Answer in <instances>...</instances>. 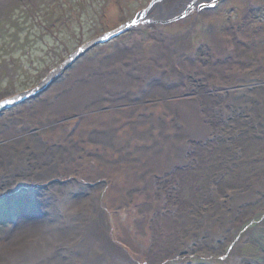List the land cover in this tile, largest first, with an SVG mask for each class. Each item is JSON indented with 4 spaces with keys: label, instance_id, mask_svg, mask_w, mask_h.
<instances>
[{
    "label": "rangeland",
    "instance_id": "obj_1",
    "mask_svg": "<svg viewBox=\"0 0 264 264\" xmlns=\"http://www.w3.org/2000/svg\"><path fill=\"white\" fill-rule=\"evenodd\" d=\"M151 1L0 0V103L38 87L78 49L129 23ZM187 1L164 0L138 27L87 49L39 94L0 110L1 169L27 157L13 152L23 148L68 158L58 177L0 192V247L12 242L10 234L18 236L17 247L33 243L24 221L35 212L49 218L47 197L73 185L95 199L113 244L137 264H264V189L242 207L244 217L219 247L150 260L153 213L146 205L156 204L154 180L177 163L174 124L186 131L199 111L200 80L220 70L264 84V0H207L203 8L205 1L193 0L180 13ZM160 78L167 84L152 87ZM249 155L223 176L239 194L264 179V137ZM202 171L191 170L192 178ZM189 192L179 195L189 200ZM44 233L53 238L49 228ZM236 250L240 263H233ZM64 254L70 253L55 257L64 261Z\"/></svg>",
    "mask_w": 264,
    "mask_h": 264
},
{
    "label": "bare ground",
    "instance_id": "obj_2",
    "mask_svg": "<svg viewBox=\"0 0 264 264\" xmlns=\"http://www.w3.org/2000/svg\"><path fill=\"white\" fill-rule=\"evenodd\" d=\"M188 3H182L180 13L191 9ZM210 78L200 80L203 87L199 111L194 118L190 116L187 132L180 124H174L172 147L177 163L164 180H154L156 204L146 205L148 212L153 213L152 262L174 258L183 252H208L219 247L218 244L231 239V229L244 217L242 207L251 204L252 197L264 189V179H261L254 181L245 194H239L234 189L231 191V186L223 180L231 165L248 158L255 144L264 137V84L244 83L220 70L213 71ZM163 79L152 87L160 89L166 85ZM11 140L9 137L4 144L10 145ZM26 150H13L27 157H15L13 162H5L4 169L0 168V192L21 184L44 182L54 174L58 177L57 167L68 161L64 155L39 156L32 148ZM15 161H19L18 166L12 164ZM24 161L32 164L24 166ZM195 169H202V175L192 178L190 171ZM186 187L190 191L189 200L179 195ZM147 191L144 187L143 193ZM83 195L71 185L47 197L44 207L51 216L45 219L35 212L24 221L28 222L25 229L34 242L27 240L24 246L17 247L13 241L19 240L18 236L10 234L12 242L4 249L0 247L2 264H62L63 260L55 257L61 251L70 253L64 254V264H137L113 244L103 209L95 199H86ZM224 196L229 198L227 204L230 202L232 208L225 207ZM46 228L53 238L44 233ZM70 255L73 256L70 258ZM240 259L241 254L236 250L233 263H240Z\"/></svg>",
    "mask_w": 264,
    "mask_h": 264
},
{
    "label": "water",
    "instance_id": "obj_3",
    "mask_svg": "<svg viewBox=\"0 0 264 264\" xmlns=\"http://www.w3.org/2000/svg\"><path fill=\"white\" fill-rule=\"evenodd\" d=\"M164 0H152L150 2V4L144 9L142 10L132 21H130L127 24H124L123 26L119 27L118 29L111 31L109 33H106L102 36H100L99 38L95 39L94 41L88 43L87 45H84L83 47H81L80 49H78L63 65L57 67L55 70H53L48 78L43 81L38 87L31 89L27 92H23L13 98H9L6 100H3L0 103V110L3 109L4 107H11V106H15L16 104H18L19 102L24 101L26 98H29L30 96L39 94L44 87H46V85L53 80L55 77H57L60 73H62V71L66 68V66H68L69 64H71V62H73L76 58H78L79 56H81L84 52H86L87 49L94 47L96 45L105 43L111 39H114L115 37L119 36L120 34L131 30L133 28H136L139 26L140 23H142L143 21H145L147 18V16L149 15V13H151L154 9L159 8L161 3ZM146 18V19H145Z\"/></svg>",
    "mask_w": 264,
    "mask_h": 264
},
{
    "label": "flooded vegetation",
    "instance_id": "obj_4",
    "mask_svg": "<svg viewBox=\"0 0 264 264\" xmlns=\"http://www.w3.org/2000/svg\"><path fill=\"white\" fill-rule=\"evenodd\" d=\"M192 1H193V0H192ZM192 1H191V3H192ZM203 1H205L204 5H205V4H208V3L206 2L207 0H203ZM212 1H218V0H212ZM194 5H195V3H194Z\"/></svg>",
    "mask_w": 264,
    "mask_h": 264
},
{
    "label": "trees",
    "instance_id": "obj_5",
    "mask_svg": "<svg viewBox=\"0 0 264 264\" xmlns=\"http://www.w3.org/2000/svg\"><path fill=\"white\" fill-rule=\"evenodd\" d=\"M43 13V12H42ZM54 23V22H53Z\"/></svg>",
    "mask_w": 264,
    "mask_h": 264
}]
</instances>
